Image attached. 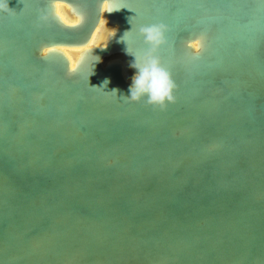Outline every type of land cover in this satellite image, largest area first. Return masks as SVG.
Returning <instances> with one entry per match:
<instances>
[{
	"label": "water",
	"instance_id": "95a60500",
	"mask_svg": "<svg viewBox=\"0 0 264 264\" xmlns=\"http://www.w3.org/2000/svg\"><path fill=\"white\" fill-rule=\"evenodd\" d=\"M54 2L0 10V264H264V0ZM160 23L163 110L116 60Z\"/></svg>",
	"mask_w": 264,
	"mask_h": 264
},
{
	"label": "clouds",
	"instance_id": "9594fccd",
	"mask_svg": "<svg viewBox=\"0 0 264 264\" xmlns=\"http://www.w3.org/2000/svg\"><path fill=\"white\" fill-rule=\"evenodd\" d=\"M5 0H0V10L3 9V4ZM68 5L61 2V0H55L53 4L54 15L60 19V21L70 27H75L80 24L83 20V15L79 13L78 10L72 11V17L69 19L68 16L64 14V9H67ZM104 12H112L115 9L109 11V0H104L103 4ZM42 19L47 20L48 16L45 15ZM105 26L107 24L106 19L104 18ZM132 23V22H131ZM133 24V23H132ZM117 30H114V34ZM131 31L125 32L121 37L123 42H126V52L134 56V60L128 65L129 68L133 69V75L131 77V83L128 88V94L120 95L119 98L125 99L130 103H140L144 102L149 106L159 107L161 110L166 108L169 103L175 102L174 92L176 90L175 82L172 79L170 71L163 66L160 58L156 53L158 50L167 43L165 34L168 31L166 25L160 24H151L147 26H139L137 28V35L142 38L146 49L143 54L137 56L129 51V44L127 39V34ZM108 42L105 44L103 49H106ZM193 48L199 52V41L192 45ZM94 48H100L99 45ZM93 49L92 47L85 46V51L90 52ZM48 50H46L47 52ZM45 52V54H46ZM96 57V56H94ZM99 58V57H98ZM99 59L93 60L98 61ZM94 64H92L91 74H93ZM70 71H76V65L73 64L70 68ZM88 76V85L89 77ZM108 81L105 80L102 86H89L92 88H106ZM110 92H114L118 98V90L113 89Z\"/></svg>",
	"mask_w": 264,
	"mask_h": 264
},
{
	"label": "bare ground",
	"instance_id": "6f19581e",
	"mask_svg": "<svg viewBox=\"0 0 264 264\" xmlns=\"http://www.w3.org/2000/svg\"><path fill=\"white\" fill-rule=\"evenodd\" d=\"M64 14L67 16V12L66 10L64 9ZM69 17V16H68ZM70 19V18H69ZM101 28H104V35H100V42L98 44H94L95 40L97 39V37H99V34H100V31H101ZM107 34V25L105 26V23H104V19L101 20V23L98 27V29L96 30L95 34L93 35V38L91 40V43L90 45H93V46H97V45H101L105 39V36ZM65 54L67 55V57L69 58L70 60V63L71 65H73L77 55L79 54V50H65L64 51ZM118 62H120L122 64V67H123V74H124V77L126 78V80H128L129 82H131V77L132 75L130 74L129 70H128V67H127V64L125 61H123L122 59L118 58L116 59Z\"/></svg>",
	"mask_w": 264,
	"mask_h": 264
},
{
	"label": "rangeland",
	"instance_id": "374dc122",
	"mask_svg": "<svg viewBox=\"0 0 264 264\" xmlns=\"http://www.w3.org/2000/svg\"><path fill=\"white\" fill-rule=\"evenodd\" d=\"M68 16V15H67ZM104 31V28H101V31H100V34H99V37H97V39L95 40L94 44H98L100 42V35H104L103 32Z\"/></svg>",
	"mask_w": 264,
	"mask_h": 264
}]
</instances>
